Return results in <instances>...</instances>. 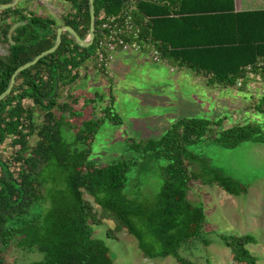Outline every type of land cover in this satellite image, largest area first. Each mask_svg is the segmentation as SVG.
Returning <instances> with one entry per match:
<instances>
[{
    "label": "trees",
    "instance_id": "1",
    "mask_svg": "<svg viewBox=\"0 0 264 264\" xmlns=\"http://www.w3.org/2000/svg\"><path fill=\"white\" fill-rule=\"evenodd\" d=\"M62 1L69 10L60 26L85 39L88 0ZM127 6L134 7L147 49L156 50L162 61L205 75L209 86L247 90L248 66L264 82V69L257 68L264 59V9L237 11L235 0H94L96 26L101 14L115 16ZM23 21L27 23L14 32L11 45L8 31ZM58 27L52 18L19 4L0 11V43L7 46V53L0 55V94L18 67L53 46ZM93 50L94 44L81 48L62 33L58 49L21 72L0 101V264L3 249L13 243L44 254L43 260L28 264H113L108 247L93 237V226L106 220L114 224L107 237L117 239L119 232H127L137 240L143 258L173 257L177 264H192L178 251L207 232L202 206L187 199L189 184L216 185L232 196L247 193L248 186L191 149L203 143L225 149L244 142L264 146V130L247 122L220 129L226 118H183L158 140L133 141L129 151L157 166L162 160L165 164L158 166V190L130 198L125 190L128 174L138 166L135 158L104 165L90 160L99 128L120 123L111 106L96 117L95 106H90L95 101L75 90ZM56 81L58 92L49 99ZM260 102L254 111L264 113V99ZM70 122L73 143L63 138L64 125ZM40 203L46 207L36 215L33 210ZM217 237L233 262L257 264L246 248L255 243L253 236Z\"/></svg>",
    "mask_w": 264,
    "mask_h": 264
},
{
    "label": "rangeland",
    "instance_id": "2",
    "mask_svg": "<svg viewBox=\"0 0 264 264\" xmlns=\"http://www.w3.org/2000/svg\"><path fill=\"white\" fill-rule=\"evenodd\" d=\"M68 6L62 0H36L34 12L52 18L60 26L64 9ZM127 52L125 55H134L131 51ZM6 53L7 46L0 43V55ZM137 58L143 62L141 67H131L132 60L125 61L124 65V61L116 60V57L105 74L97 72L88 62L82 68L81 78L75 89L78 94L83 93L95 101L90 106H95L96 117L99 116L100 109L106 106H111L113 114L118 115L119 124L107 122L99 128L90 160L104 165L121 157L135 158L138 166L128 174L125 190L130 198H141L144 194L158 190L161 181L158 166L165 164L162 160L157 166L156 163L145 160V155L129 151V145L133 141L139 143L150 139L158 140L173 123L183 118L212 121L226 118L220 129L237 122H247L257 124L264 130V113L254 111L255 105H260V101L264 99V82L254 83L249 87L246 80L247 90L240 92L236 88H227L220 94L211 95L206 90L191 85V76H183L178 81L179 89L176 90L171 79L160 84L162 82L149 80L147 74L164 80L165 77L170 78V74L177 75V72L169 73V67L156 65L159 68L157 70L153 64L156 62L149 55L140 54ZM191 74V71L187 72V75ZM79 85L81 86L78 87ZM63 138L67 143L74 142L71 122L64 125ZM34 140H31V144ZM191 150L207 157L212 167L247 185L248 191L232 196L216 185L191 182L187 199L194 205L202 206L207 233L203 232L200 238L183 245L178 251L179 255L192 264H246L233 262L230 250L217 236L251 235L255 238V243L246 248L257 264H264V146L244 142L236 148L225 149L216 144L203 143ZM86 199L92 202L90 197ZM45 207L41 203L35 205L33 213L40 214ZM113 228V222L107 220L93 226V237L103 241L108 247L113 264H177L173 257L143 258L137 240L127 232H119L117 239L108 238L107 232ZM210 229L213 233H209ZM203 239L208 240V244H204ZM1 256L4 264H28L44 258V254L18 248L16 243L3 249Z\"/></svg>",
    "mask_w": 264,
    "mask_h": 264
},
{
    "label": "built area",
    "instance_id": "3",
    "mask_svg": "<svg viewBox=\"0 0 264 264\" xmlns=\"http://www.w3.org/2000/svg\"><path fill=\"white\" fill-rule=\"evenodd\" d=\"M133 6H127L122 12L115 16H104L101 14L100 23L96 26L94 34V50L91 54L89 63L96 70H101L104 73L108 72L110 64L115 57L121 52H141L147 49V45L141 38L140 24L133 14ZM152 61L158 63L162 61L158 52L153 50L151 52ZM258 71L264 69V59L257 63ZM247 78L249 80V87L251 84L260 80L259 75L252 73V67L246 68ZM242 81H238V87Z\"/></svg>",
    "mask_w": 264,
    "mask_h": 264
},
{
    "label": "crops",
    "instance_id": "4",
    "mask_svg": "<svg viewBox=\"0 0 264 264\" xmlns=\"http://www.w3.org/2000/svg\"><path fill=\"white\" fill-rule=\"evenodd\" d=\"M20 3H21L20 7L24 8L26 10L27 9H29L30 11L35 10L34 8L36 7V0H20L19 4ZM55 6H57V5H55ZM235 9L237 11L261 10V9H264V0H235ZM68 10H69V6L64 9V13L67 12ZM152 51H153V49H143L141 52H138V53L133 52L134 55H125V53H128V52H124V53L121 52L120 54H118L116 56L117 57L116 60L122 59L124 61L123 64L126 65L125 61L132 60L131 57H134L137 60H132L131 67H132V65H135L136 67H138V66L141 67L143 65V62H142V60L138 59L137 57H139L140 54H146V55H149V58L151 59V52ZM153 64L155 66L156 65L164 66L165 68L169 67L170 68L169 73L176 74V72H177V75L170 74V78L166 79V77H165L164 80L161 78L163 80L162 81L160 79L155 78V76H153L149 73V74H147L148 79L154 80L156 82H159V81L162 82L160 84H164L167 80L171 79L173 84H175L176 90L179 89L178 81L180 82V80L183 78V76H185V77L188 76V78H189V76H191V81H192L191 85H193L194 87H199L204 91L206 90L207 94L216 95V94H220V92L223 90H228L227 88L222 87V86H209V85H207V77L205 75L195 74L192 70H190L186 67H179V66H175V65L172 66L169 63L164 62V61H160L158 63H153ZM158 66H156L157 70H159ZM189 71H191V73H192L191 75H187V72H189ZM237 91H239V90L237 89Z\"/></svg>",
    "mask_w": 264,
    "mask_h": 264
},
{
    "label": "water",
    "instance_id": "5",
    "mask_svg": "<svg viewBox=\"0 0 264 264\" xmlns=\"http://www.w3.org/2000/svg\"><path fill=\"white\" fill-rule=\"evenodd\" d=\"M46 2H51L53 0H45ZM20 0H13L12 2L8 3V4H0V11H4L7 9H12L15 8L18 4H19ZM88 11H89V17H90V23H89V30H88V35L85 39H81L77 33L69 26H59L56 30V39L55 42L53 44V46L42 52L41 54L37 55L36 57H34L32 60L26 62L25 64H23L22 66L18 67L13 74L10 77V81L8 83V86L6 88V90L0 94V101H2L3 99H5L11 92L14 84H15V79L16 77L23 71H25L26 69L34 66L40 59L54 53L58 47L60 46L61 42H62V33L66 32L69 37L81 48H89L94 40V34H95V30H96V17H95V10H94V0H88ZM27 22L23 21V22H16L15 24H13L11 26V28L8 31L7 34V39L9 40L11 45H14V42L12 41V36L14 34V32L22 27L23 25H25ZM58 92V82H55L54 85V91L53 94L49 97V99H52L55 97V95Z\"/></svg>",
    "mask_w": 264,
    "mask_h": 264
}]
</instances>
